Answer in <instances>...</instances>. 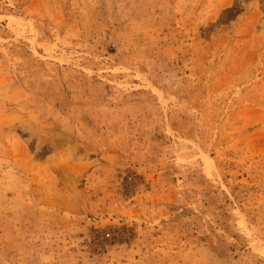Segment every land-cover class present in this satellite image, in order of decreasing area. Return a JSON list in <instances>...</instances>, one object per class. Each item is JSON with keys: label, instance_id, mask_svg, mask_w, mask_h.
Wrapping results in <instances>:
<instances>
[{"label": "rangeland", "instance_id": "374dc122", "mask_svg": "<svg viewBox=\"0 0 264 264\" xmlns=\"http://www.w3.org/2000/svg\"><path fill=\"white\" fill-rule=\"evenodd\" d=\"M0 264H264V0H0Z\"/></svg>", "mask_w": 264, "mask_h": 264}]
</instances>
